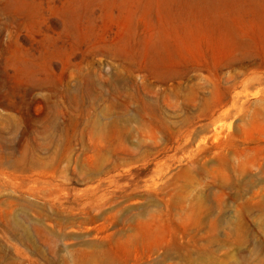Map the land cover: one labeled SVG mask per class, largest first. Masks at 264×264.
<instances>
[{"label": "rangeland", "instance_id": "374dc122", "mask_svg": "<svg viewBox=\"0 0 264 264\" xmlns=\"http://www.w3.org/2000/svg\"><path fill=\"white\" fill-rule=\"evenodd\" d=\"M0 264H264V0H0Z\"/></svg>", "mask_w": 264, "mask_h": 264}]
</instances>
